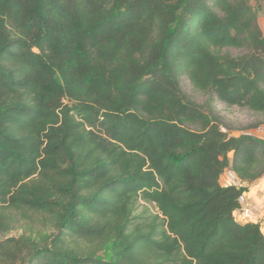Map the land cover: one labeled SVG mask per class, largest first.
Here are the masks:
<instances>
[{"label":"trees","instance_id":"16d2710c","mask_svg":"<svg viewBox=\"0 0 264 264\" xmlns=\"http://www.w3.org/2000/svg\"><path fill=\"white\" fill-rule=\"evenodd\" d=\"M217 101L264 117L249 0H0V264H264V138Z\"/></svg>","mask_w":264,"mask_h":264},{"label":"rangeland","instance_id":"374dc122","mask_svg":"<svg viewBox=\"0 0 264 264\" xmlns=\"http://www.w3.org/2000/svg\"><path fill=\"white\" fill-rule=\"evenodd\" d=\"M249 1L255 9V12L258 16L260 28L264 34V0ZM230 53L233 56H238L243 54L244 52L238 50H230ZM182 88L185 95L199 105H205L206 101L208 100V96L203 93L197 92L192 87L191 83L187 78L182 79ZM214 106L220 119L221 128L224 132H228L230 135L233 136H240L243 134L252 133L253 135L264 138V126H260V124L264 122L263 116L256 115L247 108H230L218 101L214 103ZM261 223H263L262 226L264 232V220H261ZM105 257H108V255H105ZM25 264L29 263L26 262Z\"/></svg>","mask_w":264,"mask_h":264},{"label":"crops","instance_id":"0c3cea01","mask_svg":"<svg viewBox=\"0 0 264 264\" xmlns=\"http://www.w3.org/2000/svg\"><path fill=\"white\" fill-rule=\"evenodd\" d=\"M220 183L224 187L231 186L223 176L221 177ZM247 186H249V192L246 194L247 205L252 208L255 220L261 222V220H264V177L257 183L253 185L247 184ZM239 218L238 213H236L237 221H239Z\"/></svg>","mask_w":264,"mask_h":264},{"label":"built area","instance_id":"2783aa9c","mask_svg":"<svg viewBox=\"0 0 264 264\" xmlns=\"http://www.w3.org/2000/svg\"><path fill=\"white\" fill-rule=\"evenodd\" d=\"M247 134H252V133H247ZM223 177L231 185H236V186L242 185L237 175L233 173L231 170H226ZM240 204H241V208L237 212L240 217L239 221L242 223H247V222L254 220L255 217L253 215V210L252 208H250V206L247 205L246 195H243L240 198Z\"/></svg>","mask_w":264,"mask_h":264}]
</instances>
